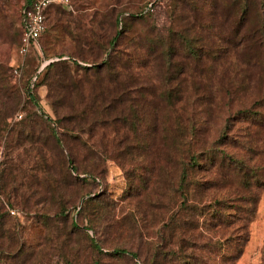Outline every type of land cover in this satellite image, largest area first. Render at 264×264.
Masks as SVG:
<instances>
[{
    "label": "trees",
    "instance_id": "16d2710c",
    "mask_svg": "<svg viewBox=\"0 0 264 264\" xmlns=\"http://www.w3.org/2000/svg\"><path fill=\"white\" fill-rule=\"evenodd\" d=\"M76 1L73 10L61 5L47 9V27L39 40L54 29L74 43L71 58L51 62L43 77L54 106L63 110L59 120L60 128L67 130L65 141L55 137L61 163L49 156L27 168L23 163L10 164L12 150L10 145L5 147V161L0 163L5 165L0 167V264H52L55 256L65 264H83L82 258H88L80 248L84 234L86 251L89 248L88 255L94 259L85 264L100 262V255L117 260L124 253L140 259L141 264H199L198 238L192 237L201 236L196 230L207 224L220 234L215 242L220 263L236 264L249 241V227L264 191V15H250L251 0H172L173 18L180 21L166 36L155 31L146 12L118 10L122 0L93 13L83 11L91 3ZM144 1L136 0V4ZM184 8H191L188 17L179 11ZM124 11L129 13L124 15ZM183 20L187 23L182 26ZM112 26H117L115 34L106 36ZM250 42L261 48L262 57H239ZM96 48L101 55L94 57ZM88 58L99 64L78 63ZM12 68L0 64V138L20 143L38 136L40 118L35 112L13 122L25 106L11 84ZM230 87L256 89V100L235 113L228 110L222 133L211 137L212 119H222L221 111L230 105ZM88 118L109 136L108 154L114 150L120 162L131 154L147 162L136 164L138 171L128 169L134 176L126 196L137 200L134 210L142 218L152 212L166 220L160 233L167 242L154 255L129 248L130 234L122 239L131 214L115 217L117 203L105 200L103 193L83 199L92 193L89 179L102 173L92 154L98 147L82 138L95 128L87 126ZM237 120L252 126H245L247 133L240 142H246L247 148L239 153L229 151L238 149L235 142H227L233 138L229 124ZM38 165L41 173L34 186L26 174L38 171ZM19 184L26 186L25 192H19ZM12 198L20 201L14 203ZM40 203L46 204L43 211L37 209ZM15 204L34 212V222L44 231L40 244L25 241L21 221L10 215ZM228 227L233 236L225 242L221 232ZM84 228L92 230L96 239ZM109 233L123 243L105 247ZM100 244L108 251L104 253Z\"/></svg>",
    "mask_w": 264,
    "mask_h": 264
},
{
    "label": "rangeland",
    "instance_id": "374dc122",
    "mask_svg": "<svg viewBox=\"0 0 264 264\" xmlns=\"http://www.w3.org/2000/svg\"><path fill=\"white\" fill-rule=\"evenodd\" d=\"M85 1H88L87 4L91 3L89 6H87V9L83 10L86 13H93V11L96 9L104 11L105 5H111L113 2H115V0ZM186 1L189 2V0ZM22 3L23 0H0V64L4 65L5 67H14L9 72L11 84L19 91V93H21L23 97L22 106H25V108H22L18 114L14 116L13 122L21 120L22 116L25 117L30 114L35 115L36 112L38 118H40L36 124V135L38 136H36L33 140L23 139V141L20 143L16 141L12 142L10 139L5 140L4 138H0V163L5 161L2 152L5 150L6 146L10 145L9 147L12 150L9 156L10 164L16 165L17 163H23L24 167L27 168L29 167L28 164H32L33 161H36L38 162L37 164H40L43 158H48L49 156H51L53 160L59 164L61 163V155L59 154V149L55 144V137L61 141H65L64 133H67V130L60 128L61 122L59 119L60 117H63V110L62 108L57 109L56 106H54L52 99L49 96V87L45 82H43V77L45 73V67L51 62L57 61L59 59L71 58V55L75 52L74 43L67 34L51 29L42 37L38 47L33 48L26 55H21L19 52V43L21 36L20 17L22 12ZM73 3L76 9L77 1L73 0ZM193 3L194 2L192 1V4ZM250 6V15L252 17H254L256 14L264 15V0H251ZM117 9H125L134 13L142 12L145 14L146 12L150 18L149 20L151 26L156 28L155 31L166 36L172 33L175 25H177L180 21L176 18H173L172 9L174 8L172 0H146L139 4H136V0H122ZM190 10L191 8H188L185 11L179 9L183 16H187V14L190 15ZM129 11H124V15H127ZM186 11H188V13ZM77 13L78 11H75L73 12V15H77ZM54 16L55 14L52 13L50 16L51 20ZM51 20L49 19V24H53ZM186 23L187 21L183 20L182 26L186 25ZM116 29L117 26L109 27L106 36H108V34L114 35ZM95 30H97V33L100 36L101 34H104L99 29ZM214 32L218 35L215 30ZM214 36L215 35H213L211 38ZM216 42L218 43L217 37ZM111 48L112 47L110 46L109 50H111ZM100 53L101 52L98 51V48H96L94 57H97ZM242 55L244 57H262V51L257 44L250 42V47L245 48L244 51L239 54V57H242ZM92 60V58H88L86 59L88 62L79 60L78 63L83 66L99 64L90 63ZM16 67H19L18 73L14 71ZM252 71L256 72V69H253ZM152 83L153 85L157 86L155 79L152 80ZM230 88L233 90H231L232 94L227 97V100L230 103L229 107L231 109L226 107L224 111H221L223 113L222 119H212V124H210L212 127V133L210 134L211 137L218 138L220 133H222L221 129L223 128V125H226L223 119L229 116L228 110H231L232 113H235L240 108L251 106V104L256 100L254 95L256 89L246 91L245 89H236V87ZM29 95H32L33 98H31ZM215 113L216 112L213 114ZM216 114L219 115V113ZM41 117L44 119V121H42ZM148 117L149 116L147 113L145 115L146 122ZM101 118L102 116L99 117V121ZM87 121L90 123L87 126L91 125L95 128L93 130L88 129L82 138H86L87 144L98 147V151H94L92 154L93 158L98 160V162L101 164L102 173L101 175L95 177V179L94 177L93 179H89L90 184L88 185V189L92 193L88 196H85L83 199L103 193L105 194V200L117 203L115 211L113 212L115 217L117 216L120 218L122 216L131 214L132 216H130V219L127 223V228L124 229L122 239L126 238L127 235L130 234L131 240L128 245L129 248L134 249L139 253H145L148 251L154 255V253L158 251V248H163L161 244L167 242L166 239H162L160 233V230L165 225L166 220L163 221L159 219V214L156 217V215L152 212L148 213L146 219L142 218L141 214L134 210L137 200L134 199V197L126 196V194H128L127 191L129 190V183L134 176V173L128 169L136 170L138 169L136 168V164H143V162L146 161L138 155L131 154L128 156V160L125 162H120V160L116 159L114 150L108 154L106 147L107 138L109 139V136H107L105 129L100 126L96 127L95 122L92 124V119L90 118H88ZM247 124L250 125V128L252 127L250 123L238 120L237 122L234 121L229 124L230 137L233 138L229 139L227 142H235L238 146L237 150L231 148L229 151L239 153L240 151L247 148L246 142H244V144H241L242 142H240L245 139L247 133L245 126ZM42 131H44V135L42 134ZM39 135L41 137H39ZM217 145L218 149H221V147L223 148V146H221V142H219ZM62 146L63 153L68 156V151L64 144ZM110 148L112 147L110 146ZM88 160H90V158ZM67 164L70 168V171L73 172L72 165L69 162H67ZM4 166V164L0 165L1 168ZM11 167L12 169L14 168L13 165ZM37 167L38 171L35 170L32 172L33 174H26L31 176L30 183L34 186L39 181L36 176L40 177L41 173V166L38 165ZM86 175L87 174H82L81 176ZM11 186L12 184L10 183L9 188H11ZM25 187L26 186L23 184H19V192H25ZM12 201L16 203L19 202L20 199L12 198ZM82 201H80L78 204L79 208L82 205ZM15 205L18 206L13 208L10 215L13 217H18L21 221L22 236L24 237L25 241L29 244H40L43 240L44 231L41 226L34 222L37 220L34 216V212L26 211L22 207H19L20 204ZM45 207L46 204L40 203L37 209H41V211H43ZM108 211H110L109 208ZM25 212H27L28 215H26ZM74 214L77 215V211L74 210ZM74 221L78 223L81 222L79 218H74ZM83 230L84 232L87 231L91 237L96 239V236L92 230H87L85 228ZM249 231V241L246 245L243 255L236 264H264V191L261 195L257 213L255 215L254 221L249 227ZM196 233L197 235H201L198 237H192L193 239L198 238L196 242L198 243L197 247L199 248L197 249L196 254H198L202 259L199 264H221L219 256L216 252L217 249L215 247V242L217 241L218 235L220 234H218L215 229L210 228L209 224L205 225L203 229L200 226V228L196 230ZM221 233V235H224L223 241L225 240V242H227L229 238L231 241L233 236L232 228L228 227ZM109 237L110 238L105 247H113L116 245V243H123L120 239H114V234L109 233ZM138 238L140 240H138ZM85 239L87 240L86 235L84 234L80 238V248L84 255H86L88 258H82V261L84 262L83 264L94 260L91 258V255L90 257L88 255L90 254L89 248L88 251H86ZM100 246H102L101 250L104 249V253L105 251H108L105 249L103 244H100ZM169 248L170 247L168 246L167 249ZM100 257H102L101 261H95V264H141L140 259L135 258L128 253H124L123 257L118 258L117 260L109 259L104 255H100ZM52 264H65V262L61 257L55 256L53 258Z\"/></svg>",
    "mask_w": 264,
    "mask_h": 264
},
{
    "label": "built area",
    "instance_id": "2783aa9c",
    "mask_svg": "<svg viewBox=\"0 0 264 264\" xmlns=\"http://www.w3.org/2000/svg\"><path fill=\"white\" fill-rule=\"evenodd\" d=\"M53 5H61L73 10V0H23L22 3V41L19 47L21 55L28 54L39 46V40L47 27L46 11ZM18 68L15 72L18 73Z\"/></svg>",
    "mask_w": 264,
    "mask_h": 264
}]
</instances>
